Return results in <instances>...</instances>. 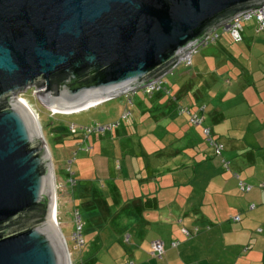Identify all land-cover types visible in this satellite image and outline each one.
Segmentation results:
<instances>
[{
	"label": "crops",
	"instance_id": "1",
	"mask_svg": "<svg viewBox=\"0 0 264 264\" xmlns=\"http://www.w3.org/2000/svg\"><path fill=\"white\" fill-rule=\"evenodd\" d=\"M240 34L234 43L222 32L190 67L176 68L165 80L169 95L131 101L126 111L135 120L122 123L128 116L114 129L118 165L104 179L105 203L88 184L76 189L86 214L110 225L105 238L125 245V264H264V32L247 21ZM180 109L201 115V125H191ZM204 128L223 145L221 157L206 143ZM195 228L188 238L182 232ZM155 240L165 247L160 260L149 255Z\"/></svg>",
	"mask_w": 264,
	"mask_h": 264
},
{
	"label": "water",
	"instance_id": "2",
	"mask_svg": "<svg viewBox=\"0 0 264 264\" xmlns=\"http://www.w3.org/2000/svg\"><path fill=\"white\" fill-rule=\"evenodd\" d=\"M263 2L0 0V264H71L50 153L18 95L41 81L35 97L58 112L127 95Z\"/></svg>",
	"mask_w": 264,
	"mask_h": 264
},
{
	"label": "rangeland",
	"instance_id": "3",
	"mask_svg": "<svg viewBox=\"0 0 264 264\" xmlns=\"http://www.w3.org/2000/svg\"><path fill=\"white\" fill-rule=\"evenodd\" d=\"M168 78L166 77V80ZM144 96L139 90L131 98L129 95H122L86 111L53 114L30 93V90L23 94L38 115L42 140L50 153L56 184V222L66 241L71 264H81L80 260L87 262V259L90 261L91 258L94 259L88 264H125L128 257L124 254V251L127 252L125 245L115 246L118 243L114 245L111 239L105 238V233L111 231L110 225L108 222L99 225V222H94L92 217L86 214L87 211L85 212L82 206L84 199L78 195L76 189L82 188L84 183L88 184L96 195L98 192L104 203L107 201L104 179L116 173L115 165H118L113 150L117 142L114 132L116 123L125 120L123 115L133 104L146 103L147 96ZM130 116L132 117L122 123L133 122L134 113ZM71 126L74 130L70 129ZM102 127L105 128L103 132L97 131ZM55 129L60 131L55 132ZM136 136L134 140H137ZM123 150L122 147L118 150L120 155L123 154ZM67 178L76 180V187L67 184ZM76 211H81L84 245L74 250L72 234L76 229L74 217Z\"/></svg>",
	"mask_w": 264,
	"mask_h": 264
},
{
	"label": "built area",
	"instance_id": "4",
	"mask_svg": "<svg viewBox=\"0 0 264 264\" xmlns=\"http://www.w3.org/2000/svg\"><path fill=\"white\" fill-rule=\"evenodd\" d=\"M247 21H254L257 25V29L259 31L264 32V2L261 5L255 7L253 9L241 14V15H237V16L231 18L230 20L224 22L223 24H221L220 26H218L214 30L210 31L198 43H196L185 55H183L174 64V66L172 68H170L169 70L164 72L157 79H154L148 83L143 84L142 86L134 88V90L130 91L127 95L135 94L139 90L142 92L143 95H145L147 97H151L155 93H159V92H164L166 95H169L170 91L165 86L166 85L165 84L166 77L172 76L174 74L176 68L179 66H182L184 68L190 67L192 65V58L195 55V53L199 50V48H202V47H205L207 45L214 44L215 42H217V40L219 38V33H218L219 30L221 32L228 33L230 38L232 39V41L234 43H239L242 39L241 34H240L241 24L243 22H247ZM262 75L264 77V72ZM41 89L42 88H35V86H32L28 90H30V93L33 96H36L35 92H38ZM18 99H21L22 101H24L35 112V115L38 119V115H37L36 111L33 109L31 104L23 97V95H18ZM128 102L130 103V101H128ZM100 104H102V102L95 103L93 105L79 109V110L74 111L72 113L86 111V110H89L90 108L96 107ZM200 112H202V109H200ZM72 113H69V114H72ZM54 114H58V113H54ZM179 114L188 115L189 123L191 125H194V126L201 125V123L203 121L201 115H199L197 113H190L186 109H180ZM128 116H130L129 112L125 111V114L123 115V119H126ZM70 129L74 130V128L72 126L70 127ZM104 130H105V128L102 127V128H99L97 131L103 132ZM203 135H204L206 143L212 149L214 156L218 157V158L221 157V154L223 151V145L220 143H217L216 141L213 140L212 135H211V130L209 128H204L203 129ZM221 166L224 170H227L228 169V162H226L225 160H222ZM67 184H69L70 186H74L75 180L71 179V178H67ZM239 186H240V189L242 191H249V189H250L249 186H246L242 183H239ZM260 188H262L264 190V181L260 184ZM74 217H75L76 229H75L74 233L72 234V240L74 243V250H77L80 247H82L84 244V241L82 238L81 216L79 214V211H76L74 213ZM56 218H57V213H56L55 220H56ZM151 250H152L151 254L159 258L160 255L163 253V244L160 241L153 242L151 244ZM126 264H133V263L127 262Z\"/></svg>",
	"mask_w": 264,
	"mask_h": 264
},
{
	"label": "trees",
	"instance_id": "5",
	"mask_svg": "<svg viewBox=\"0 0 264 264\" xmlns=\"http://www.w3.org/2000/svg\"><path fill=\"white\" fill-rule=\"evenodd\" d=\"M222 33V32H221ZM220 33V34H221ZM220 34H219V36H220ZM178 68V67H177ZM177 70V69H176ZM7 106V101L5 100V101H3L2 103H0V107H6ZM57 131H60L59 129H55V132H57ZM218 158V157H217ZM236 177V176H235ZM237 178V177H236ZM243 184V183H242ZM250 208L252 209L253 208V206H250ZM80 214V213H79ZM236 218V219H235ZM239 220H240V218L238 217V216H235V217H233L232 218V221L233 222H239ZM19 223V222H18ZM10 225V227H12L11 226V224H9ZM259 232H260V230H258ZM182 232H183V234L185 235V237H190V236H193V235H195L197 232H198V228H195V229H193L191 232L190 231H188V230H185V229H183L182 230ZM84 241V240H83ZM157 240H155V241H152L151 243H150V251H149V255L152 257V258H155V259H158V260H160V259H162V257L164 256V253H165V247H164V244H163V242H161L162 244H163V253L160 255V257L158 258V257H156V256H154V255H152L151 253H152V250H151V244L153 243V242H156ZM84 245V244H83ZM178 245V242H172L171 243V247H176ZM131 263H133L132 261H130ZM134 264V263H133Z\"/></svg>",
	"mask_w": 264,
	"mask_h": 264
},
{
	"label": "bare ground",
	"instance_id": "6",
	"mask_svg": "<svg viewBox=\"0 0 264 264\" xmlns=\"http://www.w3.org/2000/svg\"><path fill=\"white\" fill-rule=\"evenodd\" d=\"M20 101H22L21 99H19ZM23 102V101H22ZM25 103V102H24ZM27 105V104H26ZM28 106V105H27ZM28 108H29V110H30V112H31V114H32V116H33V118H34V120H35V122L37 123V117H36V115H35V113L32 111V109L28 106ZM51 110V109H50ZM52 112H58V111H53V110H51ZM72 112H74V111H70V112H60V113H63V114H69V113H72ZM56 195V194H55ZM55 215H56V196H55V204H54V218H53V221L57 224V226H58V223L56 222V220H55Z\"/></svg>",
	"mask_w": 264,
	"mask_h": 264
},
{
	"label": "flooded vegetation",
	"instance_id": "7",
	"mask_svg": "<svg viewBox=\"0 0 264 264\" xmlns=\"http://www.w3.org/2000/svg\"><path fill=\"white\" fill-rule=\"evenodd\" d=\"M34 86H38V87H40V88L43 89V83H42L41 81H36L35 84H34ZM48 110H49L50 112H52L49 108H48ZM52 113H53V114H54V113H58V114H60V112H52Z\"/></svg>",
	"mask_w": 264,
	"mask_h": 264
}]
</instances>
